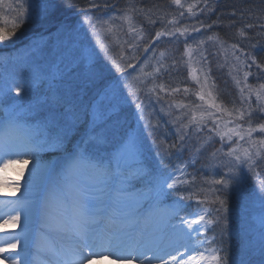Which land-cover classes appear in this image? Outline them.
<instances>
[{
    "label": "rangeland",
    "instance_id": "374dc122",
    "mask_svg": "<svg viewBox=\"0 0 264 264\" xmlns=\"http://www.w3.org/2000/svg\"><path fill=\"white\" fill-rule=\"evenodd\" d=\"M212 1L214 0H181L184 5L183 8L180 7L183 16L180 15L181 12L178 13L162 27L160 32L164 34L153 38V45L149 47L151 53L144 55L143 60L138 59L141 62L137 61V57L146 44L140 29L131 19L132 14L111 13L97 19L90 17L89 14L86 15L88 22H85V16H77L74 20H66L74 24L76 29L70 36L49 37L47 31L42 34L34 31L31 35L23 37L22 47H14L12 52L8 50L13 46L6 48L7 44H2L0 46V158H3L8 148L13 153L29 151L25 138L39 125L34 109L47 100L48 104L44 106V111L47 112L49 106L54 105L56 94H62L66 90L67 79L61 81L58 78V69L76 60L79 63L77 75L83 79L90 70V61L87 57L91 54L109 70V79L113 81L124 108L119 124L108 126L111 150L119 149L129 135L139 137L143 161L149 169L163 168L167 173L174 172L179 167L181 171H176V176L180 181H184L177 184L175 190L165 189L170 193L166 196H161L157 187L149 188L140 182H134L135 186L118 199L104 192V199L110 202L105 215L122 216L120 210L126 208L129 202L137 203L148 199L159 201L154 207L155 210L169 209L179 217L188 219L195 212L193 208L196 206L198 210H206L208 219H214L220 215L216 212L219 204L214 201L216 197L223 199L221 194L224 193L219 190L221 186L216 185L214 180L220 179L228 172V167L225 165L230 166L234 160L233 156L228 155L231 148H236V154L241 156L244 149L249 150L251 168L249 169L248 163L242 165L244 183L247 192L257 190L260 182L264 181V146L257 144L253 147L251 140L264 139V133L257 130L252 134L251 139L245 136L244 140H240L233 136L229 141L227 137L221 140L217 131L220 129L226 131L223 128L224 122L229 120H233V123L228 124V127L243 124L244 130L248 127L249 118L252 127L264 123V111L261 110L264 109V89L260 87L264 84V68H257V59L256 63H252L248 54H253V51L238 45L233 47L234 43L224 41L211 33V27L205 25L203 23L205 21L198 20V15L212 11L210 7ZM21 2L27 6L28 0H3L0 3L1 27L11 29V22L17 17V6ZM42 2L43 0H31L34 15L39 13V5ZM189 5H195L191 12L188 11ZM25 24L28 28L33 25L37 27L38 24L42 26L35 19ZM125 29H134L130 32L132 41L127 38ZM33 37L38 39L43 37V46L38 50L25 47ZM101 45L104 47L101 48ZM179 61L183 70L180 76H188L192 84L182 89L176 88L179 91L175 92L185 96V101L176 102L175 115L170 108L161 110L165 103H157L155 91L157 88L160 89L158 80L172 65L175 64L178 68ZM158 68L160 71L157 72ZM216 68L219 71L221 68L227 69L234 91L230 90V83L222 89L218 88L214 79ZM193 69L197 79H193ZM246 72L249 73L247 80H245ZM54 76L57 79L54 80ZM17 85L22 88L19 96L15 91ZM241 88L244 89L243 93L240 91ZM249 89L252 91L250 92ZM201 91L206 99L208 93H211L215 103L222 109L232 111L233 117L227 116L226 112L208 108L206 102L201 101L197 95ZM257 93L262 97L260 100H257ZM94 100V94L89 93L84 103L94 104ZM104 103L106 105L107 101ZM136 104H140L141 107L136 108ZM160 105L162 106L159 108ZM237 109L246 113L243 121L234 119ZM209 111L215 114L214 117L205 116V121L199 128L195 124H189L193 113L199 119L200 113L206 114ZM132 120L134 124L130 126ZM216 124L220 125V129L215 128ZM182 134L186 135L187 139L184 141L185 148L178 152L177 148L171 146L181 144L179 136ZM202 145L204 146L201 148ZM197 148H201L198 156L195 155ZM51 151L54 150L38 153V162L31 175L33 169L31 162L24 166L23 176H18L14 169L6 172L8 175H16L25 185L31 186L22 189V192L41 193L39 204L42 203L45 207L57 201L66 203L65 195L68 192L63 176L62 154H55L49 160H42ZM212 153H215L214 158ZM161 157L164 158V165L160 164ZM23 158L29 159V156L25 155ZM193 160L195 163H192ZM190 167L192 170L189 169ZM75 175L86 186L93 189L103 187L99 180L85 169L77 170ZM39 180L40 188L33 187L32 185ZM100 193L101 191H95L96 196ZM181 195L184 199H181ZM253 223L251 214L243 212L238 202L233 209L231 208L230 234L225 232L221 238L224 226L214 224L216 227L213 230L217 231L214 236L217 239L214 243L208 242L211 237L203 239L202 241L209 243L204 250L221 246L225 249L224 243L227 238L235 245L229 251L231 259L237 260L241 255L242 245L247 239L246 229ZM244 259L247 260V256ZM253 259L258 262L259 254L257 253Z\"/></svg>",
    "mask_w": 264,
    "mask_h": 264
},
{
    "label": "snow or ice",
    "instance_id": "6c2138e0",
    "mask_svg": "<svg viewBox=\"0 0 264 264\" xmlns=\"http://www.w3.org/2000/svg\"><path fill=\"white\" fill-rule=\"evenodd\" d=\"M2 2L3 0H0V3ZM173 3L181 8L184 7L181 0H173ZM8 7L11 8L12 5H8ZM73 7L71 0H43L39 5V13L34 15L31 0H28L27 6H25L24 2L19 3L17 6V17L12 20L11 29L0 27V45L11 41L21 26L33 19L44 25L49 37L70 36L76 31L74 24L68 23L66 20L60 19V17L63 15L64 9ZM92 7H97V5H92ZM194 7L195 5H189L188 11L191 12ZM180 15L183 16V13L181 12ZM84 19L85 22H88L87 16ZM247 27L253 28L254 25L248 24ZM260 27L264 28V24H261ZM131 30L134 31V29ZM177 31H180V29H177ZM163 34L157 32L156 36L159 37ZM241 35H244V33L241 32ZM42 41L43 37L39 39L33 37L25 47L38 50L43 46ZM103 47L101 45V48ZM233 47H236V45H233ZM252 47L256 48L257 45H252ZM189 54H191L190 50ZM248 55L252 63H256L255 55L252 53ZM87 58L90 61V70L83 79H80L77 75L79 63L76 60L69 62L62 69H58V78L61 81L67 79L66 90L62 94H56L55 103L49 106L47 112L44 111V106L48 104L47 100L38 104L34 109L39 125L25 138L29 151L27 153H13L8 148L4 152L3 158H0V186L19 187L18 183H15L6 175L7 170L14 169L18 176H23L24 166L31 162L33 164L31 175L35 171L40 151L54 150L61 153L64 160L63 176L68 188L65 202L72 208L74 217L78 218L77 229L82 241L78 254H74L70 259L63 261L62 264H86V262L90 264L91 259L103 257L104 255L112 256L117 261H127L128 264L137 259L139 264H151L152 260L157 258L154 255L150 256L143 251L138 254L128 251L126 255H116L111 249L115 247L116 251H121L118 245L113 246L110 240H97L95 235H89L87 229L81 225L88 221L94 222L93 209L97 207L98 201L95 191L105 192L110 196L114 195L118 199L135 186L134 182H140L149 188L157 187L161 196L170 195L165 189L175 190L177 184L184 182L180 181L174 174L176 171H181V169L178 167L174 172L167 173L163 168L149 169L143 161V154L140 151V139L136 136L128 137L122 142L119 149L111 150L108 126L119 124L121 114L124 111L123 104L113 81L109 79V70L93 55L90 54ZM113 64H115V61H113ZM256 66L258 69L264 68L262 64H256ZM117 70L120 71L119 68ZM156 71L158 72L160 69L158 68ZM192 73L193 79H197L194 74L195 69L192 70ZM248 75L249 73L246 72L245 80H247ZM53 79L55 80L57 77L54 76ZM197 83H199L198 80ZM260 87L264 89V84ZM161 90H163L162 86ZM15 91L19 96L22 91L21 86L17 85ZM173 91H179V89H173ZM240 91L243 93L244 89L241 88ZM249 91L251 92L252 89H249ZM89 93L94 94V104L84 103ZM197 95L201 101L206 102L208 108L226 112L227 116L233 117L232 111L222 109L221 106L215 103L211 93H208L207 99L203 91L197 93ZM261 98V95L257 93V100ZM105 101H107L106 105ZM140 107V104H136V108L139 109ZM261 110L264 111V109ZM214 115L211 111L206 114L202 112L199 119H197L196 114L193 113L189 124H195L199 128L204 123L205 116L214 117ZM245 115L244 111L237 109L234 119L243 121ZM248 116H251L250 112ZM230 123H233V120L224 122L223 128L226 131L220 129L219 124L215 125L216 129H220L217 131V135L221 140L227 137L231 141L233 136L238 137L240 140H244L245 136L251 139L252 134L257 132V130L264 133V123L258 124L257 127H252L250 118L247 122L248 127L246 130H244L243 124H235L234 127H228ZM182 127L186 128L188 125H182ZM179 139L181 141L179 146L175 144L171 146L177 148L178 152L185 148L184 141H186L187 136L182 134ZM251 144L253 147H256L257 144L264 146V139L259 141L251 140ZM201 148L196 149L195 155L198 156L200 154ZM236 153V148L229 149L228 155L233 156L234 160L230 166L225 165L228 167V172L223 174L220 179L214 180V183L221 186L219 190L222 192H235L241 210L251 214L254 221L246 229L247 239L242 245L241 255L238 256L237 260L232 261L230 252L225 250L223 246L209 249L207 255L204 252L195 255L196 248L185 247V252L183 253L177 250V255L181 257L179 261L177 260V255L169 254V259L161 260V264H192L194 260L206 261L208 264H264V181L260 182L257 190L251 193L247 192L242 165L248 163L249 169L251 168V154L248 149L243 150V156ZM25 155H28L29 159L23 158ZM211 155L213 158L215 157V153ZM192 163H195V160ZM160 164L164 165L163 157L160 159ZM80 169H85L92 173L103 187L93 189L82 183L75 175L77 170ZM169 180L171 181L170 183ZM190 198L188 197V199ZM181 199H184L182 195ZM214 202L219 204L216 212L220 213L214 219H206V210L205 213L194 214V218L191 219L181 218L182 225L186 226V230L184 228L181 230L184 231L189 240L192 239V233H200L201 227L208 230L214 224H223L221 238H223L225 232L230 234L229 216L231 208L228 200L216 197ZM12 219L13 222H18L19 216L17 215ZM108 219L109 222H112L110 216ZM215 240L216 237L213 236L209 238L208 242L214 243ZM203 243L204 241H198V244ZM16 247V243H9L8 249L0 247V253L9 249L14 250ZM96 248L102 250L97 252L95 251ZM188 252L193 254L187 255V258L184 259L185 253ZM257 253L259 254L258 262L253 259ZM245 256H247V260L244 259Z\"/></svg>",
    "mask_w": 264,
    "mask_h": 264
},
{
    "label": "bare ground",
    "instance_id": "6f19581e",
    "mask_svg": "<svg viewBox=\"0 0 264 264\" xmlns=\"http://www.w3.org/2000/svg\"><path fill=\"white\" fill-rule=\"evenodd\" d=\"M132 135H129V137ZM19 187L0 186V247L8 249L9 243H16L14 250H7L0 253V264H24L30 258L37 259L38 264H50L51 257L54 263L62 264L70 259L74 254H78L79 246L82 243L77 229V217H74L72 208L63 202H53L48 207L39 204L41 193L22 192V189L31 188L21 182L16 175H8ZM175 175H177L175 173ZM40 180L32 185L40 188ZM101 192L98 197L97 207L93 209L94 222L82 223V227L87 229L89 235L98 234L105 227L108 238L113 246H119L121 251L111 250L116 255H126L128 251L138 254L143 251L148 255L157 257L151 264H161V260L169 259V254L177 255L185 252V247L196 248L195 255L204 251L209 244L204 241L208 233L213 232L216 225L206 230L201 227L199 234L192 233L189 240L184 234L186 226H183L178 214L169 209L155 210L154 207L159 201L140 200L137 203L129 202L126 208L120 210L123 218L113 219L109 222L103 211L108 208V202ZM149 201V202H148ZM43 202V201H42ZM193 208L194 214L205 213L204 210ZM197 210V211H196ZM206 219H208V214ZM19 216L18 222H13V217ZM7 221V223H5ZM102 249L96 248L99 252ZM191 252L185 253L184 259ZM181 257L177 255L179 261ZM88 264V262H86ZM90 264H128L127 261H117L114 257L104 255L91 259ZM131 264H139V260H134ZM192 264H208L206 261H192Z\"/></svg>",
    "mask_w": 264,
    "mask_h": 264
},
{
    "label": "trees",
    "instance_id": "16d2710c",
    "mask_svg": "<svg viewBox=\"0 0 264 264\" xmlns=\"http://www.w3.org/2000/svg\"><path fill=\"white\" fill-rule=\"evenodd\" d=\"M71 3L74 7L64 9L60 19L74 20L77 16L83 17L89 14L90 17L96 19L111 13H120L122 15L132 14L131 19L134 20L137 28L140 29L141 36L145 40L144 44H146L142 52L139 53L140 56L145 53L147 47L156 36V33L160 32L163 26L181 12V8L174 4L173 0H71ZM92 5H97V7H92ZM210 7L212 11H208L207 14L203 13L198 15V20L201 22L205 21L203 23L211 27L210 32L216 34L222 40H227L235 45L253 51L258 64L264 65V28L260 27L261 24H264V0H214L211 2ZM248 24H253L254 27L248 28ZM41 25L43 27H40V24H38L37 27L33 25L31 28H28L26 24L22 25L21 29L16 33V36L11 41L4 43L7 44L6 48L13 46L8 51L12 52L14 47H22L23 37L31 35L34 31H38L39 34L46 32L44 25L42 23ZM125 32L127 38L129 37V40L132 41L131 30L125 29ZM241 32L244 35H241ZM252 45H257V47L253 48ZM8 51L7 53H9ZM6 55L8 56V54ZM177 64L179 66L178 68L175 67V64L172 65L164 73V76L158 80L160 89L157 88V91H155L157 103H165L163 106L160 105L159 108L162 106V111L165 108H170L172 114L175 115L177 113L175 109L176 102L185 101V96H182L180 93L178 94L173 89L177 87L182 89L192 84L188 76H180L183 72L182 68H180L182 65L180 61ZM214 79L219 89L228 86L230 83V90L234 91L232 79H230L227 69L221 68V71H219L216 68ZM161 86L163 90H161ZM226 100L228 99L226 98ZM133 124L134 120L131 121L130 126ZM57 153L59 152L51 151L42 159L49 160L52 155ZM189 169L192 170L191 167ZM221 197L228 200L229 206L232 209L238 204L237 196L233 191L224 192L221 194ZM233 243L232 240L226 238L224 243L225 249L231 251V247L235 246Z\"/></svg>",
    "mask_w": 264,
    "mask_h": 264
}]
</instances>
